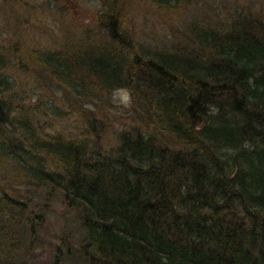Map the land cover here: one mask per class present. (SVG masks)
Here are the masks:
<instances>
[{
	"label": "trees",
	"instance_id": "1",
	"mask_svg": "<svg viewBox=\"0 0 264 264\" xmlns=\"http://www.w3.org/2000/svg\"><path fill=\"white\" fill-rule=\"evenodd\" d=\"M134 1L100 0L92 14L108 34L99 44L110 73L98 72L99 55H72L88 37L0 50V165L14 176L0 183V242L11 228L35 231L13 216L25 203L15 180L59 194L80 225L74 243L57 239L48 264H264V12L186 22L182 44L147 50L125 32ZM169 1L150 0L167 11L186 2ZM18 74L64 90L68 113L57 118L92 102L96 80L126 88L133 121L110 150L90 119L77 133L49 131L38 117L47 106Z\"/></svg>",
	"mask_w": 264,
	"mask_h": 264
},
{
	"label": "rangeland",
	"instance_id": "2",
	"mask_svg": "<svg viewBox=\"0 0 264 264\" xmlns=\"http://www.w3.org/2000/svg\"><path fill=\"white\" fill-rule=\"evenodd\" d=\"M176 5L172 11H167L157 7L150 0L132 2L130 8L126 10L129 23L125 26L131 43L147 50H171L182 44L186 22L195 20L201 22L206 19L215 25L216 22L222 21L227 13H231L232 9L264 12V0H186L184 4ZM100 11H102L100 0H0V50L5 52L11 45H17L20 49L29 46L31 49L40 47L44 50L49 48L55 50L62 45L61 39L68 38L65 33L75 37H88L86 41L80 38V41L70 42L75 47L71 49L72 55L76 54V49L82 52L81 56L86 61L94 54L99 55L98 72L105 70L110 73V68L105 65L111 59L109 50L103 44H99L107 41L108 34L103 28L97 31L99 25L91 18L93 13ZM84 27L91 29L83 31ZM90 32L98 34L88 36ZM72 38V36L69 38L67 44ZM15 76V80L18 81L23 78L20 74ZM86 77L89 82L95 80L93 76ZM36 79L25 78L21 82L25 83L26 87L35 85L34 99L41 98L43 105L47 106L46 110L52 111L50 116L46 110L45 114H38L40 120L50 123L47 128L49 131L66 130L77 133L75 127L84 125L87 119H90L97 129L101 148L110 150L116 143V131L126 129L133 121L132 114L126 110L134 97L126 88L100 90L96 86V80L94 87L89 89L90 93L92 95L94 93L93 97L103 98L96 100L94 97V100L91 99L92 102L81 105L79 113L73 112L57 118L55 114H62V109L68 113L64 101L71 99L64 94L63 89L49 91L40 85L41 79ZM10 173L8 168L0 165V183L7 178L13 179L14 176L9 175ZM12 185L16 188V195L20 201L25 202L24 210L21 208L13 211L14 218H19L18 221H21L22 225L25 220L27 225L32 222L35 231L30 233L27 228L23 233L11 228L10 234H6L4 238L6 245L1 244L4 240L0 242V264H48L59 237L63 238L64 242L66 240V243L67 240L74 243L79 238L80 225L77 223L76 215L62 203L59 194L49 192L46 187L29 188L15 180L12 181ZM71 247L73 250L74 246Z\"/></svg>",
	"mask_w": 264,
	"mask_h": 264
}]
</instances>
